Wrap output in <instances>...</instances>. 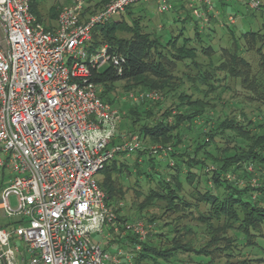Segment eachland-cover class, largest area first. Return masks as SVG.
I'll return each instance as SVG.
<instances>
[{
  "label": "built area",
  "instance_id": "obj_1",
  "mask_svg": "<svg viewBox=\"0 0 264 264\" xmlns=\"http://www.w3.org/2000/svg\"><path fill=\"white\" fill-rule=\"evenodd\" d=\"M36 1L0 0V211L10 220L0 227V264H132L152 227L120 222L123 203L107 204L99 177L118 155L141 145L135 138L112 146L121 114L100 98L92 78L105 66L118 67L121 56L107 45L91 52L93 31L150 2L162 14L183 6L202 31L220 19L217 2L243 4L264 17V0H104L94 13L86 12L87 0H74L53 29L34 15ZM225 18L223 26L236 24V17ZM160 98L129 95L133 102ZM105 228L111 245L114 235L132 234L137 242L109 253L92 241Z\"/></svg>",
  "mask_w": 264,
  "mask_h": 264
},
{
  "label": "trees",
  "instance_id": "obj_2",
  "mask_svg": "<svg viewBox=\"0 0 264 264\" xmlns=\"http://www.w3.org/2000/svg\"><path fill=\"white\" fill-rule=\"evenodd\" d=\"M39 1L33 4L32 11L38 21L43 23L37 11ZM104 2L103 0L94 3L93 0H89L86 12L94 13L100 10ZM134 9L135 7L130 8L125 14L118 16L120 19L116 17L110 23L94 29L91 52L107 45L112 52L121 56V60L118 67L105 66L95 73L92 82L99 87L102 86L100 98L113 106L116 99L109 96L110 88L119 83H135L141 92H160L166 100H171L169 107L160 102L131 100L132 106L125 115V125L121 127L125 133L137 134L142 141L149 142L151 146L161 145L163 150L168 152L169 159L165 161V166L169 178L164 176L156 178L158 175L156 168L162 164L157 155L162 150L152 153V148L147 147L136 151L134 173L139 178L144 176L148 182L156 179V187L151 188L144 198L145 204L160 201L168 214L184 216L186 212L192 215L193 211H196V219L203 224V231H209V236L213 234L215 236L220 231L225 234L219 239L212 236L206 245L210 249L211 247L219 249L217 245L222 240L228 241L226 235L229 231H233L236 238L233 237L231 241L235 243L239 241L247 247L256 246L252 241L253 237L258 234L264 239V121H260L264 116L256 111L250 116L245 111H238V115H232L217 112V109L219 105H225V102L219 99L220 95L227 91L229 93L232 89L223 83L228 79L237 81L241 90L249 94L248 98L252 103L264 106V34L261 32L264 24L258 31L250 30L236 37L235 31L225 23V27H228L231 33L233 47L223 48L219 57L213 58L214 49L211 46H204L205 37L202 31L183 6L179 13H183L185 19L180 17L174 21L182 24L179 34H173L169 40L163 42L157 34L145 32L143 17H134ZM60 11L59 7H52L50 19L57 20ZM190 21L195 27L193 39L185 35L186 25ZM46 28L53 29L49 25H46ZM180 40L183 42L181 45ZM240 40L256 49L259 57L256 70L243 57L244 50L241 49ZM199 45L202 54L209 60L205 65L198 62ZM170 48L173 52L168 55L164 50ZM179 64L196 69V75L191 77L183 74L185 79L176 76V73L179 75L183 72L178 68ZM202 66L205 67L204 70ZM222 74L224 77L220 79L219 76ZM188 83L191 84V93L185 88ZM211 94H217V99L211 98ZM218 99L219 101H215ZM143 106H150V109H144ZM130 129L132 131L128 132ZM115 145L117 142L114 139L112 146ZM141 163L148 166V172L141 171ZM121 167L127 166L120 165L118 168L115 158L100 174L102 178H99V184L105 191L106 201L110 206H118L124 199L125 191L117 186L112 176L117 171L120 178L124 177ZM125 171H127L125 177L128 178L131 172L128 168ZM202 179L205 182L204 192L198 189ZM253 179H258V185L251 183ZM184 183L192 188L190 198L197 204L193 205L186 199ZM143 204L137 207L140 213L144 209ZM202 206L207 210L202 211ZM121 210L117 211L120 222L133 221L137 216L136 214L131 218L121 216ZM142 217L153 224L154 231L140 243L142 249L136 253L132 264L144 262L179 264L178 256L183 251L207 261L205 263L198 260L195 264H214L218 259L213 260L212 252L198 250L193 242L187 245L179 244L173 223L160 224L153 216ZM165 228H168L166 233L163 232ZM165 236L169 237L168 244L171 245L169 248L161 247L167 245L160 241ZM114 239L119 248L128 250H132L137 242L132 234L123 238L114 235ZM225 257L233 256L225 254ZM246 263L243 261L236 264Z\"/></svg>",
  "mask_w": 264,
  "mask_h": 264
},
{
  "label": "rangeland",
  "instance_id": "obj_3",
  "mask_svg": "<svg viewBox=\"0 0 264 264\" xmlns=\"http://www.w3.org/2000/svg\"><path fill=\"white\" fill-rule=\"evenodd\" d=\"M89 1V0H87ZM74 0H40L39 5L37 6V11L39 12L40 16L42 17L43 23L45 25H49L54 27L56 25V20L52 21L50 19V10L52 7L60 8L61 11L64 7L69 6ZM94 4H90V6H93ZM216 8L220 10L221 15L219 16L220 19H215L214 22L210 24L209 27L205 28L202 30V34L205 37L204 38V46H211L215 53L213 58L219 57V55L222 52L223 48H232L233 46V39L231 36V33L229 31L228 27L223 26L221 22H223V19L226 22L227 15H232L236 17V24L235 25H229L232 30L235 32V36L239 37L243 33L248 32V31H258L259 29L262 28V24H264V17L258 13L254 12L252 10H249L245 5L239 4V3H228L226 5H223L219 2L215 4ZM60 11V12H61ZM133 15L134 17H140L142 16V24L144 26L145 32H148L150 34H157L158 36L161 37L162 42L169 40L173 34L177 35L179 34L182 24L180 22L174 23L176 19V13L174 11H170L167 13H160L158 10V6L155 2H150L146 3L143 5H136L135 9L133 10ZM60 14V13H59ZM185 16V15H184ZM121 17H118L116 19H120ZM194 23L189 22L186 25V32L185 35L186 37L194 38L195 37V29H194ZM212 29L214 31H212ZM262 34H264V29L262 28L261 30ZM124 36V35H121ZM126 36V35H125ZM240 46L243 51V57L252 65L253 69L256 70L258 67V60L259 57L256 54V49H252L249 44H246L242 40H240ZM183 42L180 40L179 44L181 45ZM193 46H195L193 44ZM199 51H198V62L201 64H207L209 63V60L206 56H204L201 52V47L200 45L198 46ZM245 48L247 50H245ZM166 54L170 55L173 52V49L170 48L168 50H164ZM263 52H264V47H263ZM191 64V62H188ZM193 66V65H192ZM178 68H180L183 72H180L179 75L176 73V76H179L183 79L184 77L183 74H188L191 77H194L196 75V69H189L186 66L179 64ZM192 68V67H191ZM205 67L202 66V70H204ZM221 76V77H220ZM219 78L223 79L224 75H220ZM225 85H229L232 89L224 93L222 96L220 95L219 99L225 102V105H219L217 112H227L232 115H238V111H245L247 114L250 116L252 115L253 111L260 112L264 116V106L252 103L248 96L249 94L239 87V83L235 80L228 79L227 81L223 82ZM197 86V84H196ZM102 88V86H101ZM186 90L191 93V84L186 85ZM202 88V87H201ZM110 97H113L116 99V104L114 107L120 112L121 114V120L119 125L117 126V132L118 134L116 135V142L117 145H123L126 143H131L134 141L135 138L137 137V134H128L125 133L124 130L121 128L125 125V115L129 108L132 106L131 99H129L130 94H136L140 95L141 93H158L160 94L161 98L158 101H153V103H163L165 106L169 107L171 105V100L164 98V96L160 92L156 91H151V92H141L139 91L138 86H135V83H128V84H123L119 83L115 87L110 88ZM219 93V91H218ZM200 95V94H199ZM195 96H198V94H195ZM217 94H211V98H216L217 99ZM200 97V96H198ZM215 100V101H219ZM144 109H150V106L146 107L143 106ZM152 108V107H151ZM155 112H157L156 109H153ZM158 116H160V113H158ZM260 121H264V117L260 118ZM132 131L131 129L128 130V132ZM141 145V150L142 149H157V150H162L160 154H158L159 160H161L162 164L160 167L158 166L156 168V172H158V175H156V178H159L160 176H164L166 178H169L167 175V169L165 166V161L169 159L168 155H165L168 153L167 151L163 150V147L161 145H149V142H144L141 139H138ZM164 152V153H163ZM137 152L130 154V155H119L117 156V167L119 168L120 165H126L127 167H121L123 168V173L127 175V171L125 169H129L131 174H129V177H122L120 178L119 173L114 172L112 174L113 178L116 180L117 186L122 187L123 190L125 191L124 193V199L121 201L123 203V207L121 210V216L129 217L134 216L135 218L133 221H138L141 220L144 222V224L151 226L152 231H154V226L153 224L149 223L147 221V218H144L141 216H153L156 218L159 223H166V222H171L173 223L172 225L175 227V230L177 232L176 236L179 237V244L182 245H187L189 243H192L196 246L198 250L205 249L207 252H212L213 260L217 259L214 264H236L237 262H243L246 261V264H264V239H261L259 235L257 234L256 237L252 238V241L255 243L256 246L253 247H247L244 246V244H241L239 241L236 243L233 240L235 236L233 235V231H229L227 233L228 241L222 240L219 246V249L206 247L208 244L209 240L211 237H217L218 239L221 236H224V232L220 231L218 232L215 236L208 234L207 231H203V224L199 222L196 217V211H193L194 213L179 215V214H174V213H166L164 210V204L160 201H153L152 204H145V196L149 193V190L151 188L156 187V179L153 182H148L145 180V177L143 176L142 178H139L134 172H135V162L137 160ZM140 169L142 172H148V166L144 163L140 164ZM256 169V167L254 166ZM258 173V172H257ZM100 179L102 178L101 176L99 177ZM126 178V179H125ZM198 189L201 192H204L205 189V182L202 179V183L198 185ZM184 188H185V196L186 199L189 200L193 205L197 204L196 201L190 198V193H192V188L184 183ZM144 203V204H143ZM143 204L144 209L140 213L138 212V206ZM11 205L13 209H16L18 207L17 200L15 197H11ZM119 206V205H118ZM202 211L207 210L206 207L201 208ZM130 222L132 220H129ZM10 223V220L5 217L2 211H0V227L1 226H6ZM176 224V226H175ZM222 227V226H221ZM220 228V227H219ZM221 230H224L223 228H220ZM168 228H165L163 232H167ZM214 232V231H213ZM108 229H104L103 234H95L92 236V241L95 244H101L102 248L109 253H115V251L118 249L117 244L110 245L109 240H108ZM112 237V236H111ZM164 238V237H163ZM168 239L169 237L165 236L163 240H160L162 244L167 243V245L161 246L165 248L171 247L170 243L168 244ZM231 241V242H230ZM240 243V244H239ZM263 246V248L261 247ZM184 252V251H183ZM179 253V264H195L197 263L198 260H203L205 263L207 262L206 259H199L196 257L194 254L190 253ZM225 254H230L233 257H225ZM220 257V258H219ZM182 261V262H181ZM230 262V263H228ZM143 264H154L153 262H144ZM166 264V263H165Z\"/></svg>",
  "mask_w": 264,
  "mask_h": 264
},
{
  "label": "crops",
  "instance_id": "obj_4",
  "mask_svg": "<svg viewBox=\"0 0 264 264\" xmlns=\"http://www.w3.org/2000/svg\"><path fill=\"white\" fill-rule=\"evenodd\" d=\"M183 16H184L183 13H176V18L182 17V19H185V17H183Z\"/></svg>",
  "mask_w": 264,
  "mask_h": 264
}]
</instances>
